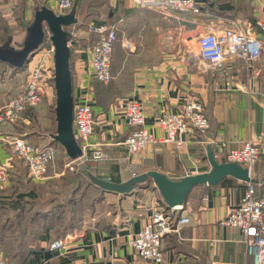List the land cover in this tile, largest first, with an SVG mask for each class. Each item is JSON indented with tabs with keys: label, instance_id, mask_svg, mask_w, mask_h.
<instances>
[{
	"label": "crops",
	"instance_id": "1",
	"mask_svg": "<svg viewBox=\"0 0 264 264\" xmlns=\"http://www.w3.org/2000/svg\"><path fill=\"white\" fill-rule=\"evenodd\" d=\"M2 1L5 10L8 3ZM12 1L23 3L10 20L12 39L15 36L21 44L36 9L31 13L29 4L38 0ZM196 2L201 8L198 14L136 8L128 0H72L75 21L66 29L73 102L85 93L93 98L91 139L103 143L112 155L110 160H79L74 166H88L95 175L115 182L147 170L179 179L210 169L208 148L218 154V161H225L229 148L256 140L264 130V30L259 28L264 0ZM89 22L117 24L118 40L110 63L113 78L106 84L89 75L88 47L94 39L87 31ZM229 28L248 29L261 37L260 57L250 64L233 58L224 69L202 70L198 36ZM27 64L16 68L0 61V105L24 83ZM186 95L203 101L209 127L186 131L178 144L150 143L141 152L129 154L122 143L130 131L122 116L124 101H139L145 127L161 136L157 117L177 110ZM51 101L55 97L50 95L36 108L27 109L17 124L2 126L0 136H19L35 144L58 143L52 138L56 120ZM0 161L9 172L0 188V257L6 264H152L129 244L154 202H162L152 180L131 192L117 193L89 182L82 169L73 175L59 163L44 178L30 179L25 165L1 140ZM249 174L248 181L256 184L257 192L264 191V150ZM68 179L78 186L68 187ZM245 189L246 181L231 175L216 184L194 186L173 211V226L179 228L164 236L160 264H252L240 229L219 222L238 204ZM180 216L190 221L177 224ZM56 238L65 245L51 250L48 244Z\"/></svg>",
	"mask_w": 264,
	"mask_h": 264
},
{
	"label": "built area",
	"instance_id": "2",
	"mask_svg": "<svg viewBox=\"0 0 264 264\" xmlns=\"http://www.w3.org/2000/svg\"><path fill=\"white\" fill-rule=\"evenodd\" d=\"M136 8H152L160 12L176 11L198 14L201 8L196 0H128ZM9 15L13 17L15 3L6 0ZM46 4L56 13H62L72 5V0H48ZM264 30V21L259 23ZM87 31L94 35L90 46L89 75L95 81L109 83L113 76L110 71L113 46L118 40L116 23L97 24L89 22ZM47 43L42 44L27 64V73L20 89L0 105V129L5 124H17L22 120L28 108H36L48 96L55 97L54 89V47L46 35ZM198 55L202 70L224 69L233 58H239L246 64L257 60L262 52L263 40L248 29L208 30L197 39ZM36 60L33 62V59ZM31 63V64H30ZM244 87V86H243ZM93 98L85 93L83 99L73 102V132L82 155L76 159L68 158L64 148L55 142L35 144L19 136H0L11 150V154L26 167L30 179H42L57 161L63 159V168L73 169L74 163L82 160L102 161L112 159V155L103 148V143L91 139L95 115L92 107ZM122 116L130 131L122 141L129 154L141 152L150 143H179L180 135L188 130L204 131L209 127V119L204 112L203 101L199 98L184 96L177 110L164 112L157 117V124L162 130L161 136H155L145 127L146 116L141 103L127 98L122 106ZM225 146V143H221ZM264 150V130L256 140H247L238 148H229L225 161L237 162L251 167ZM218 154H213L216 158ZM9 177L8 167L0 161V188L4 187ZM180 205L168 206L154 202L151 212L139 231L132 234L129 244L142 259L160 264L163 259L161 250L164 236L178 226H173V211ZM190 218L180 216L177 224L188 223ZM221 225L239 228L247 253L252 257V264H264V191L257 192L256 184L246 181V189L240 201L229 208L219 221ZM62 238L53 239L48 247L57 250L64 247ZM0 264H6L0 257Z\"/></svg>",
	"mask_w": 264,
	"mask_h": 264
},
{
	"label": "water",
	"instance_id": "3",
	"mask_svg": "<svg viewBox=\"0 0 264 264\" xmlns=\"http://www.w3.org/2000/svg\"><path fill=\"white\" fill-rule=\"evenodd\" d=\"M75 21L73 9L68 13H56L46 5L35 9L31 22L26 27L25 36L19 47L8 40L0 45V61L11 66H25L37 52L43 39L49 33L54 47V114L56 129L52 138L65 150L68 158L76 160L82 155L81 147L73 132V97L70 71L69 32L66 27ZM260 28V26H259ZM261 29V28H260ZM207 158L210 169L206 172L187 174L179 179H171L158 170H147L115 182L109 177H99L88 173L90 181L100 188L117 193L131 192L134 187L152 180L168 206L181 205L185 202L194 186L216 184L228 175L248 181L249 169L237 162L218 161L208 148ZM88 168V166L86 167Z\"/></svg>",
	"mask_w": 264,
	"mask_h": 264
},
{
	"label": "rangeland",
	"instance_id": "4",
	"mask_svg": "<svg viewBox=\"0 0 264 264\" xmlns=\"http://www.w3.org/2000/svg\"><path fill=\"white\" fill-rule=\"evenodd\" d=\"M6 0H4L5 2ZM12 1V0H11ZM15 1V0H14ZM13 2V1H12ZM16 2V1H15ZM42 0H38L37 3H34V2H31V4H29V10L30 12L32 13L33 9L35 8H38L40 7L42 4ZM0 4H3V1L0 0ZM15 7L13 8V16L14 14L17 12V11H20V6L22 5L23 6V3L22 4H18V2L15 3ZM20 5V6H19ZM9 11V7H5V10H3V7L0 5V43H2V41H4L3 39L6 38V34L7 33H10L11 35H13V25L11 24L12 22V16L9 15V13L7 12ZM11 20V21H10ZM10 21V22H9ZM11 24V25H10ZM15 36H13V39L11 41V43L15 46V47H19L20 44H18L16 41H15ZM193 45V44H192ZM39 50V49H38ZM36 60L33 59V62ZM54 101V100H52ZM51 101V107H53L55 105V102H52ZM57 163H59L60 165V168L62 167L63 168V162H60L59 160L57 161ZM65 171L67 173L69 172H74L76 170L80 171L82 168H79V167H76V166H73V169H69L68 167L67 168H64ZM1 216V215H0Z\"/></svg>",
	"mask_w": 264,
	"mask_h": 264
},
{
	"label": "trees",
	"instance_id": "5",
	"mask_svg": "<svg viewBox=\"0 0 264 264\" xmlns=\"http://www.w3.org/2000/svg\"><path fill=\"white\" fill-rule=\"evenodd\" d=\"M42 5H46V4H45V3H42ZM42 5H41V6H42ZM46 6H47V5H46ZM71 6H72V5H71ZM70 11H71V9L68 8V9H66L64 12L68 13V12H70ZM31 20H32V19H30V22H31ZM30 22H29V23H30ZM3 40H4V41H2V43H0V45H3V44L6 43L8 40H11V41H12V35H11L10 33H7V34H6V38H4ZM11 41H10V43H11ZM47 42H48V41H46V38H44L43 41H42V43H41V45L44 44V43H47ZM11 44H12V43H11ZM41 45H40V46H41ZM13 67H15V66H13ZM16 68H21V67H16ZM28 109H33V108H28ZM82 170L85 171V173H86V175H87V178H88L89 182H91V181H90V178H89V176H88V173L91 172V171L89 170V168H85V169H82ZM76 171H78V170H76ZM69 173H73V172H69ZM92 173H93V172H92ZM93 174H94V173H93ZM73 175H74V173H73ZM68 180H69V181H68V187H69V186H75V187L78 186V184H75L73 181H70L71 179H68ZM72 182H73V183H72ZM71 183H72V185H71ZM91 183H92V182H91ZM143 184H144V183H143ZM141 185H142V184H141ZM75 187H74V188H75ZM60 199H61V198H59V200H60ZM160 199H161L162 203H165L161 196H160ZM165 204H166V203H165Z\"/></svg>",
	"mask_w": 264,
	"mask_h": 264
}]
</instances>
